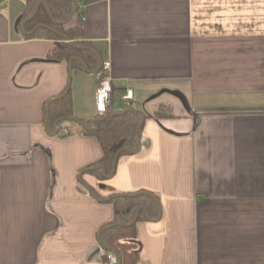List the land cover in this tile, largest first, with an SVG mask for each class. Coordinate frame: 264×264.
<instances>
[{
    "label": "crops",
    "instance_id": "1",
    "mask_svg": "<svg viewBox=\"0 0 264 264\" xmlns=\"http://www.w3.org/2000/svg\"><path fill=\"white\" fill-rule=\"evenodd\" d=\"M77 2L89 71L24 32L26 0L0 2V264L98 263L111 199L133 194L139 264H264V0ZM99 59L145 116L110 178L95 137L46 124L69 82L74 117L97 118Z\"/></svg>",
    "mask_w": 264,
    "mask_h": 264
},
{
    "label": "trees",
    "instance_id": "2",
    "mask_svg": "<svg viewBox=\"0 0 264 264\" xmlns=\"http://www.w3.org/2000/svg\"><path fill=\"white\" fill-rule=\"evenodd\" d=\"M42 1L48 3L53 18L49 16L46 5L42 4L38 13L33 19L27 22L26 31L33 30L38 24L43 25L35 31L32 37L56 40L55 48L49 53L50 58L70 59L73 56H80L87 65L91 67L90 59L83 57V50L78 49L75 46L78 45V43L72 45L68 42L77 38L76 36H80L83 33V28L81 26L67 28L66 25L68 23H56L64 21L75 9V3L73 0H26L25 9L22 14V22L28 20L35 13L37 5ZM94 60L96 59L94 58ZM80 66L82 65L80 64ZM124 92L125 89L113 86L111 102L107 114L102 120L96 121L91 130L83 129L77 123L70 120H63L58 123L57 133L69 128V125H75L81 133L93 136L98 140L103 151V156L100 160L92 164L90 166L91 168L103 167L107 173H110L113 168L114 158L121 149L130 148L137 150L138 148L136 130L141 122L142 113L135 111H126L125 113H122L124 110H130L133 108L130 102L123 100ZM117 102H120L125 107L118 108L116 106ZM64 117H74L70 90L63 98L55 101L50 106L49 127L52 126L56 120ZM154 117L157 119L175 117L172 105L170 103H161L154 112ZM83 123L88 125L90 122L84 121ZM74 134L75 133L70 132L69 134H62V137L66 138ZM127 154L130 153L123 152L121 156ZM92 171L100 178H104L101 169L98 168ZM146 198L145 195H123L111 199L115 210L114 221L110 225L114 226L107 228L102 233L101 238L104 246L117 249L121 264L140 263L139 243L136 236V223L132 226H121L120 224H130L133 221L138 208L145 204ZM143 215V211H141L139 219L143 218Z\"/></svg>",
    "mask_w": 264,
    "mask_h": 264
},
{
    "label": "water",
    "instance_id": "3",
    "mask_svg": "<svg viewBox=\"0 0 264 264\" xmlns=\"http://www.w3.org/2000/svg\"><path fill=\"white\" fill-rule=\"evenodd\" d=\"M73 1H74V3H75V9L72 11V13H71V14L68 16V18H66L64 21L56 22V23H58V24H67V23H68V22H69V21H70L75 15H76L79 6H78V2H77V1H75V0H73ZM42 4L46 5V7H47V9H48V13H49V15L52 17L51 10H50V7H49L48 3H47L46 1H42V2H40V3L37 5V7H36L35 13H34V14H33L28 20H26V21L23 23L22 28H23L24 32H25V24H26V22H27V21H30L31 19H33V17L38 13V11H39V9H40V6H41ZM52 18H53V17H52ZM42 26H43V25H41V24L36 25V26L33 28L31 34H33L38 28H40V27H42ZM93 52H94V51H93ZM95 53H96V52H95ZM78 59L82 62L83 66L88 70L89 68H88L87 63H86L83 59H81V58H78ZM72 60H73V59H71L70 62H72ZM99 61H100V67L96 70V73L101 69V67H102V65H103V61H102L101 59H99ZM70 64H71V63H70ZM70 67H71V65H70ZM88 71H89V70H88ZM69 90H70V82H69V86H68L67 91H66L62 96L57 97V98L51 100V101L47 104V112H49V108H50L51 103H53L54 101H57V100L61 99L62 97H64V96L68 93ZM126 111H135V112H140V113H142V119H141V122L139 123V125H138V127H137V130H136V137H137V142H138V148H137V150L130 149V148H124V149H121V150L116 154V156H115V158H114V161H113V168H112V171H111V174H110V175H107V171L105 170V168H103V167H97L96 169H98V168L101 169V171L103 172V174H104V176H105L106 178H110V177L113 176V174H114V172H115V170H116V166H117V163H118V159H119V157L121 156V154H122L123 152L137 153V152L139 151V149H140V146H141V144H140V143H141V142H140V130H141L142 124H143V122H144V120H145V116H144L143 112H141V111H139V110H134V109L124 110L122 113H125ZM102 119H103V118H96V119L92 120L88 125H85L81 120H79V119H77V118H75V117H64V118H59L58 120H56V121L54 122V134L57 133V126H58V123L61 122V121H63V120L74 121L75 123H77V124H78L80 127H82L83 129L91 130V129L93 128L94 123H95L96 121H100V120H102ZM48 121H49V117L47 116L46 124H48ZM90 193H91L94 197H96L95 194H94L93 192L90 191ZM137 195H138V194H137ZM131 196H136V195L133 194V195H131ZM141 211H145V212L147 213V209H146V207H145V206H140V207L138 208L137 213H136V215H135L133 221H132L130 224H128V225L120 224V225H121V226H132L133 224H135V223L138 221V219H139V215H140ZM112 226H114V225H110V226L104 228V229L100 232V234L98 235V237H99V242H100V245L102 246V248H103L105 251H112V252H115V253L117 254V256H118V264H121V260H120V258H119V255H118V251H117V249L114 248V247H106V246H104V244H103V242H102V239H101V234L103 233V231H105L107 228H110V227H112Z\"/></svg>",
    "mask_w": 264,
    "mask_h": 264
},
{
    "label": "built area",
    "instance_id": "4",
    "mask_svg": "<svg viewBox=\"0 0 264 264\" xmlns=\"http://www.w3.org/2000/svg\"><path fill=\"white\" fill-rule=\"evenodd\" d=\"M7 3L8 0H5ZM5 9V6L2 7ZM98 79V87L95 94V108L98 118H104L107 114L108 107L111 102V95L113 90V80L111 76L110 63H103L101 69L96 73ZM134 92L127 88L123 94V100L130 102L133 100ZM71 130L64 129L63 134H69ZM96 264H118V256L115 252L105 251L103 258Z\"/></svg>",
    "mask_w": 264,
    "mask_h": 264
},
{
    "label": "rangeland",
    "instance_id": "5",
    "mask_svg": "<svg viewBox=\"0 0 264 264\" xmlns=\"http://www.w3.org/2000/svg\"><path fill=\"white\" fill-rule=\"evenodd\" d=\"M0 2H1V0H0ZM47 8V7H46ZM47 12H48V9H47ZM49 14V13H48ZM50 16V15H49ZM51 17V16H50ZM52 18V17H51ZM116 106L118 107V108H124L125 106L123 105V104H121L120 102H117L116 103ZM68 130H70L69 128H67Z\"/></svg>",
    "mask_w": 264,
    "mask_h": 264
},
{
    "label": "flooded vegetation",
    "instance_id": "6",
    "mask_svg": "<svg viewBox=\"0 0 264 264\" xmlns=\"http://www.w3.org/2000/svg\"><path fill=\"white\" fill-rule=\"evenodd\" d=\"M27 22H28V21H27ZM27 22H26V23H27Z\"/></svg>",
    "mask_w": 264,
    "mask_h": 264
}]
</instances>
